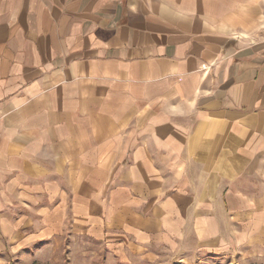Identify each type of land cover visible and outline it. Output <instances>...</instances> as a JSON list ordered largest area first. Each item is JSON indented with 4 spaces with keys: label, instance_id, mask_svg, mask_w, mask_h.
I'll use <instances>...</instances> for the list:
<instances>
[{
    "label": "crops",
    "instance_id": "0c3cea01",
    "mask_svg": "<svg viewBox=\"0 0 264 264\" xmlns=\"http://www.w3.org/2000/svg\"><path fill=\"white\" fill-rule=\"evenodd\" d=\"M67 234L264 258V0H0V249Z\"/></svg>",
    "mask_w": 264,
    "mask_h": 264
},
{
    "label": "rangeland",
    "instance_id": "374dc122",
    "mask_svg": "<svg viewBox=\"0 0 264 264\" xmlns=\"http://www.w3.org/2000/svg\"><path fill=\"white\" fill-rule=\"evenodd\" d=\"M0 264H264V258L248 250L194 256L161 247L121 257L101 242L67 234L22 249L2 248Z\"/></svg>",
    "mask_w": 264,
    "mask_h": 264
}]
</instances>
